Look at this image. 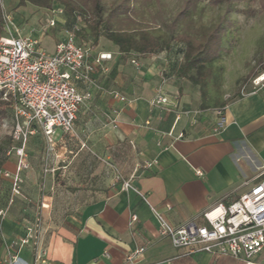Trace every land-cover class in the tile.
Instances as JSON below:
<instances>
[{"label":"crops","instance_id":"obj_1","mask_svg":"<svg viewBox=\"0 0 264 264\" xmlns=\"http://www.w3.org/2000/svg\"><path fill=\"white\" fill-rule=\"evenodd\" d=\"M105 46L109 52H102L113 55L108 71H96L94 85L78 84L92 97L79 107L73 132L56 129L51 145L41 132L28 141L30 168L4 223L0 264L27 227L39 229L44 264H122L136 246L144 247L140 264H243L174 247L159 234L150 206L172 225L201 223L205 210L262 178L264 88L244 95L220 89L209 101L169 81L156 55L133 59L134 66L118 47ZM88 53L92 61L96 55ZM157 95L167 101L151 105ZM222 101L226 126L214 132V107ZM14 250L17 264H32L30 244ZM258 253L253 260L264 263V246Z\"/></svg>","mask_w":264,"mask_h":264},{"label":"built area","instance_id":"obj_2","mask_svg":"<svg viewBox=\"0 0 264 264\" xmlns=\"http://www.w3.org/2000/svg\"><path fill=\"white\" fill-rule=\"evenodd\" d=\"M61 8L51 10L49 25L57 20ZM4 28L0 35V94L9 103L11 110L10 137L12 143L5 156L11 160L12 168L0 170L2 180L8 186L7 203L0 207V238L3 225L15 199L20 196L24 173L30 168L26 147L30 137L41 132L46 144L53 143L56 129L73 132L79 107L92 97L90 90L80 89L79 83L94 85V74L108 71L107 59L96 55L88 60V50L74 41L73 34L57 40L51 51H47L40 39L31 34H22L11 22V16L3 14ZM133 63L137 62L131 60ZM264 73V72H262ZM261 74V73H260ZM259 75V74H258ZM257 75V76H258ZM256 76V77H257ZM255 77V78H256ZM254 78V79H255ZM250 88L243 86L240 94L255 93L264 88V78ZM119 100H127L116 91L111 92ZM167 98L157 95L151 105L165 103ZM216 120L214 132L226 126L224 106L214 107ZM151 162H146L150 165ZM262 178L254 182L230 203H218L202 213V222L170 224L163 215L151 207L159 224V234L167 237L176 248L187 253L205 252L212 256H230L243 264H264L253 260L264 246V165ZM123 188H132L147 203V197L128 181ZM136 216L132 215L131 220ZM30 244L33 251L32 264L46 262V250L39 244V229L27 227L25 234L7 246L5 264H17L19 257L14 246ZM143 246H136L122 264H140Z\"/></svg>","mask_w":264,"mask_h":264},{"label":"trees","instance_id":"obj_3","mask_svg":"<svg viewBox=\"0 0 264 264\" xmlns=\"http://www.w3.org/2000/svg\"><path fill=\"white\" fill-rule=\"evenodd\" d=\"M203 1L212 11H216L208 24L201 17L194 18ZM240 2L257 5L256 9H246L248 14L264 12V0H178L173 11L169 10L164 0H18L16 8L28 3L37 8L52 10L61 5L62 13L73 21L68 32L73 34L77 44L81 45L76 41L81 38L82 43L88 42L95 48L99 39L104 37L118 47L124 58L133 55L148 58L161 51L169 52L174 43H182L184 46L172 74L198 86L202 96H209L210 83L214 81L215 86L218 85V76L212 72L210 65L227 50L223 41L228 31L236 26L233 18L236 11L234 4ZM55 4L57 7H53ZM3 14L0 5V35L5 24ZM80 22L82 26H78ZM258 66L259 71L255 67L251 68L244 79H253L264 71L263 57L258 59ZM224 103L219 102L215 107H223ZM8 106L9 103L0 94V116L6 115ZM11 143L10 137L9 145ZM6 160L4 153L0 157V169ZM0 200V207L8 200V186L1 176Z\"/></svg>","mask_w":264,"mask_h":264},{"label":"rangeland","instance_id":"obj_4","mask_svg":"<svg viewBox=\"0 0 264 264\" xmlns=\"http://www.w3.org/2000/svg\"><path fill=\"white\" fill-rule=\"evenodd\" d=\"M17 1L18 0H0L3 12L11 16V22L16 26L20 33L37 36L40 40L44 38L42 40V45L47 51H51L53 49L52 44H54L55 41L64 38L73 25L71 18H69L65 13H60L58 15L56 14L57 20L55 21V24L51 26L49 25L51 10L37 8L28 3L16 8ZM164 1L167 2L170 11H173L178 3V0ZM234 5L236 11L233 13V18L235 19L236 26L228 31V34L223 41V45L227 48V50L223 51L219 59L210 65L212 72L218 76V85L215 86L213 83L214 81L210 83L209 88L215 93L209 94V96L205 97L209 99V101H212L213 98L217 96L216 91L219 93L220 89L221 95L225 93L238 95L240 94V90L243 86H245V89L250 88L252 85L251 81L254 78L252 79V77H250L249 79H244V77L253 67L259 71L260 67L258 66V59L262 57L264 58V12H256L253 15L245 12L246 9H256V4L240 2ZM53 7H57V5L55 4ZM58 7L63 8L61 5ZM198 9L199 10L194 15V18L201 17L205 24H208L210 17L216 13V11H212L209 8L205 1L199 4ZM78 26H82V23L80 22ZM76 41L80 42L81 45L88 51L94 52L95 55L109 52L108 47L105 46L106 44L109 45L110 48H117L114 43L104 37L99 39V46L97 45L98 47L96 46L95 48H92L88 42L82 43L81 38H77ZM183 46L184 45L182 43H174L169 52H158L155 54L156 56H154V59L156 64L159 66H167L165 70H167L166 77L169 81L173 80L175 83L178 82L180 85L183 84L186 87L188 86L192 89L190 90L191 95L193 94V91L196 94L198 91L201 96L202 93L198 86L192 84L186 79H178L172 74L173 66L178 61V57L180 56ZM114 52L116 54L115 50ZM112 57L113 55H111V58L104 60V63L108 67V61H110ZM132 57L137 61L140 60V58L135 55ZM130 64L138 66V63L136 64L132 61ZM182 88L180 89V93ZM10 130L11 110L8 106L6 108V115L0 116V157L4 156L6 147L9 145ZM3 168L11 169V160H6ZM259 255L260 253L255 254L253 259Z\"/></svg>","mask_w":264,"mask_h":264},{"label":"water","instance_id":"obj_5","mask_svg":"<svg viewBox=\"0 0 264 264\" xmlns=\"http://www.w3.org/2000/svg\"><path fill=\"white\" fill-rule=\"evenodd\" d=\"M102 57L109 58V57H110V54H102ZM263 78H264V73L259 74V75L254 79V83L257 84V83L260 82Z\"/></svg>","mask_w":264,"mask_h":264}]
</instances>
